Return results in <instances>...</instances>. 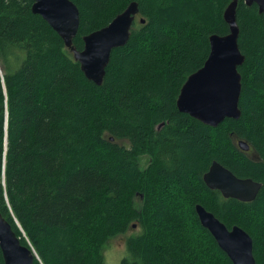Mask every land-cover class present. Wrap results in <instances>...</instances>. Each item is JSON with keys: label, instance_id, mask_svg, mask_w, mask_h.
Returning <instances> with one entry per match:
<instances>
[{"label": "trees", "instance_id": "1", "mask_svg": "<svg viewBox=\"0 0 264 264\" xmlns=\"http://www.w3.org/2000/svg\"><path fill=\"white\" fill-rule=\"evenodd\" d=\"M71 1L77 50L84 35L138 3L99 86L32 0H0V213L33 249V264H105L117 236L119 264H231L196 203L244 229L264 264V15L256 4L236 7L240 117L211 127L180 112L176 99L207 58L209 36L228 33L231 0ZM213 160L260 182L256 197L209 189L203 174Z\"/></svg>", "mask_w": 264, "mask_h": 264}, {"label": "water", "instance_id": "2", "mask_svg": "<svg viewBox=\"0 0 264 264\" xmlns=\"http://www.w3.org/2000/svg\"><path fill=\"white\" fill-rule=\"evenodd\" d=\"M239 0H231L223 12L228 33L209 36V52L202 66L190 73L182 84L176 107L201 123L216 127L226 118L240 117L239 97L241 75L238 67L244 55L238 47L239 27L236 7ZM246 5L256 4L264 15V0H241ZM31 10L41 16L60 36L66 48L73 52L84 76L101 85L113 49L124 46L132 24L139 13L137 1H131L111 21L82 37L83 48L72 46L79 26V10L71 0H32ZM140 22H144L143 19ZM238 147L249 150V145L238 140ZM209 189L218 190L225 198L252 201L261 183L251 178L237 177L231 170L213 160L203 174ZM200 225L207 229L231 264H256L251 236L240 226L228 228L201 204L194 205ZM0 250L4 264H33L37 257L29 244H23L10 223L0 213Z\"/></svg>", "mask_w": 264, "mask_h": 264}, {"label": "rangeland", "instance_id": "3", "mask_svg": "<svg viewBox=\"0 0 264 264\" xmlns=\"http://www.w3.org/2000/svg\"><path fill=\"white\" fill-rule=\"evenodd\" d=\"M147 161V157L142 158V165ZM132 232H137L139 228L133 224ZM105 264H119L121 258L125 254L124 236H117L108 241L106 248L103 251Z\"/></svg>", "mask_w": 264, "mask_h": 264}]
</instances>
